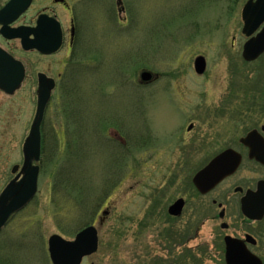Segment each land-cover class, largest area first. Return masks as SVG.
Here are the masks:
<instances>
[{
	"label": "rangeland",
	"instance_id": "1",
	"mask_svg": "<svg viewBox=\"0 0 264 264\" xmlns=\"http://www.w3.org/2000/svg\"><path fill=\"white\" fill-rule=\"evenodd\" d=\"M119 1L81 17L78 91L48 114L47 130L58 129L61 141L44 157L43 193L30 211L40 221L22 231L28 264H51L53 235L73 241L91 225L100 247L83 264H226L224 237L260 227L231 208L230 231L223 230L219 211L191 189L195 173L180 150L184 139L224 144L264 124L248 113L264 91V58L247 64L242 56L248 0ZM198 57L207 62L202 76ZM144 72L157 79L141 83ZM28 131H12L14 152ZM182 197L181 217L170 216ZM260 237L255 252L264 263Z\"/></svg>",
	"mask_w": 264,
	"mask_h": 264
},
{
	"label": "flooded vegetation",
	"instance_id": "2",
	"mask_svg": "<svg viewBox=\"0 0 264 264\" xmlns=\"http://www.w3.org/2000/svg\"><path fill=\"white\" fill-rule=\"evenodd\" d=\"M118 5H122L119 0ZM97 7L108 8V0H0V264H28L29 233L22 231L25 223L40 221L39 212L30 211L43 193L40 182L43 180L44 157L48 144L61 141L58 129L47 130L48 114L53 105H62L64 98L72 99L77 94L81 17L88 9ZM125 10L122 6L119 12ZM261 33H264V22L245 43L257 39ZM261 58L264 53L247 64ZM47 96L49 100L40 125L41 154L33 163L39 168L37 192L23 208L7 216L5 208L21 197L20 192L8 195L7 190L11 185L18 188L25 179L29 164L24 146L35 124L40 100ZM251 99L256 106L248 109L249 115L259 113L264 116V91ZM24 101L26 106L22 104ZM23 117H26L24 121ZM191 125L189 133L195 127ZM20 128L29 131L16 142L18 148L14 152L12 131ZM228 152L231 154L225 165L229 169L240 160L235 173L205 194L197 192L193 184L191 189L219 211L217 219L222 221L223 230L230 231L227 221L231 208H238L249 225L260 227V234L251 232L240 237H224L242 241L243 247L257 256L255 250L259 247L260 236H264V217L262 220L247 218L243 213V202L257 205L264 202V193H260V185L264 189V124L252 127L243 137L231 138L224 144L219 139H184L180 158L184 164L190 163L194 178ZM243 172L251 176L239 178ZM178 200L184 201V211L188 201L183 197Z\"/></svg>",
	"mask_w": 264,
	"mask_h": 264
},
{
	"label": "water",
	"instance_id": "3",
	"mask_svg": "<svg viewBox=\"0 0 264 264\" xmlns=\"http://www.w3.org/2000/svg\"><path fill=\"white\" fill-rule=\"evenodd\" d=\"M244 31L246 36H251L257 28L264 22V0H251L243 10ZM264 53V33H261L257 39L249 41L244 49V58L249 61L257 60ZM197 73L203 74L206 69V61L199 57L195 63ZM142 82H150L153 75L149 72L142 73ZM49 97L40 100V106L37 113L35 124L31 130L30 137L25 144V155L28 161V168L24 181L14 188L12 185L8 188V195L20 192L21 197L13 205L5 208L7 216L23 208L36 194L38 181V168L33 167V162L40 156V125L43 118L45 106ZM231 153H226L215 160L205 170L200 172L194 178V184L201 193H207L215 188L226 177L232 175L237 170L240 160L229 169L225 165L226 160ZM264 189L260 185V193ZM184 201L180 200L173 205L169 213L172 216L179 217L182 214ZM243 213L251 220H262L264 217V202L257 205L249 201L243 202ZM7 217H4L6 219ZM226 228V227H224ZM226 264H263V262L251 254L243 247V242L231 237L225 239ZM99 237L95 227H89L82 231L73 242L66 241L62 237L55 235L49 240V253L53 264H81L85 257L92 256L98 252Z\"/></svg>",
	"mask_w": 264,
	"mask_h": 264
}]
</instances>
